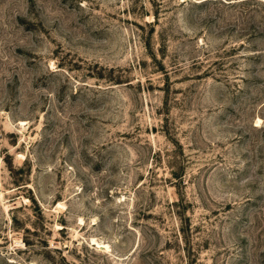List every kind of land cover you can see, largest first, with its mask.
<instances>
[{
	"label": "rangeland",
	"instance_id": "374dc122",
	"mask_svg": "<svg viewBox=\"0 0 264 264\" xmlns=\"http://www.w3.org/2000/svg\"><path fill=\"white\" fill-rule=\"evenodd\" d=\"M0 264H264V0H0Z\"/></svg>",
	"mask_w": 264,
	"mask_h": 264
},
{
	"label": "bare ground",
	"instance_id": "6f19581e",
	"mask_svg": "<svg viewBox=\"0 0 264 264\" xmlns=\"http://www.w3.org/2000/svg\"><path fill=\"white\" fill-rule=\"evenodd\" d=\"M104 247V246H103ZM108 247V246H107Z\"/></svg>",
	"mask_w": 264,
	"mask_h": 264
}]
</instances>
